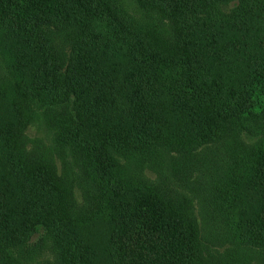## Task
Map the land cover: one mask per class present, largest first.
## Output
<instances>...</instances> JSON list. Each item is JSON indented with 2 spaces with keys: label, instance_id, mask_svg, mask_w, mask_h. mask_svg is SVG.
Wrapping results in <instances>:
<instances>
[{
  "label": "trees",
  "instance_id": "1",
  "mask_svg": "<svg viewBox=\"0 0 264 264\" xmlns=\"http://www.w3.org/2000/svg\"><path fill=\"white\" fill-rule=\"evenodd\" d=\"M131 2L144 22L115 0H0V264L48 242L56 264H218L190 204L163 187L165 171L187 178L178 165L200 170L205 225L232 258L264 264V144L227 145L222 161L197 154L264 120V0ZM33 105L60 111L78 210L19 149Z\"/></svg>",
  "mask_w": 264,
  "mask_h": 264
},
{
  "label": "rangeland",
  "instance_id": "2",
  "mask_svg": "<svg viewBox=\"0 0 264 264\" xmlns=\"http://www.w3.org/2000/svg\"><path fill=\"white\" fill-rule=\"evenodd\" d=\"M116 3L122 8V10L129 16L135 18L138 22H144L145 16L142 12L135 10L132 7L131 0H115ZM165 28L167 25L164 24ZM1 61V60H0ZM4 66L2 61L0 62V79L4 76ZM1 82V81H0ZM31 110H27V114H30V121L28 127L19 139V149L25 157L30 160L42 161L46 164L48 169L54 173L68 188V206L72 209L78 210L82 190L80 187V174L81 169L76 157L67 150L60 148L56 143L54 136V128L56 124L54 120L58 117L59 113L52 107L46 106H31ZM32 113V115H31ZM264 119V118H261ZM254 121L244 122L245 129H241L238 133V140L232 137L225 138L223 141L215 144H209L198 150V160L201 156L204 160H214L213 154L221 161L223 160V149L228 145L234 146V149L241 147L242 145L254 146L255 144H264V120L253 119ZM248 123V124H247ZM248 129V130H247ZM227 146V147H228ZM175 158V157H174ZM165 165H169V161H165ZM177 169L183 175H187V178L174 179L171 177L172 170L165 171V179L169 180L163 184L159 178L157 172L153 173L150 170H143L140 175L145 180L151 181L153 184L162 185L175 202H187L190 204L192 215L195 219L200 235L202 237L205 246L209 248V251L216 253L220 258V264H238L232 255H236V248L226 245L222 240L211 233V229L205 222L208 220L210 211L206 208L205 201L197 196L196 186L194 184L196 179H201L200 170L184 171L181 165L177 166ZM182 174H178L181 176ZM205 195H207L205 193ZM201 199V200H200ZM74 203V204H73ZM211 216V215H210ZM230 251H234L230 253ZM13 259L17 264H56L55 254L52 251L50 242L44 243L43 248L40 251L32 249H26V247H16L9 251ZM239 254V253H238ZM14 261V262H15ZM218 262V264H219ZM243 261H241L242 263ZM240 263V262H239ZM244 263V262H243ZM245 264V263H244Z\"/></svg>",
  "mask_w": 264,
  "mask_h": 264
}]
</instances>
